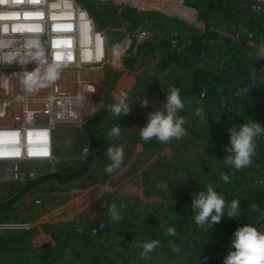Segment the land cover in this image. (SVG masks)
<instances>
[{
  "label": "crops",
  "instance_id": "0c3cea01",
  "mask_svg": "<svg viewBox=\"0 0 264 264\" xmlns=\"http://www.w3.org/2000/svg\"><path fill=\"white\" fill-rule=\"evenodd\" d=\"M149 1L157 6L156 9L164 10L163 5L158 2L159 0ZM248 1L250 0H192L193 4L188 5L186 0H180L193 10V19L200 22V26L197 24L199 29L193 20L184 22L186 30L195 41L199 40V36L203 38L204 44L199 47V55L195 57L176 53L171 44V31L176 27L175 22L180 24V21L159 10L151 13L160 14L158 20H153L152 15H148L145 22L141 23V27L150 30L153 37L141 45L139 51L142 46L151 41L155 42L158 47L154 50L153 58L149 62H144L142 57L137 54L133 69L128 66L126 58L124 62L127 72L119 73L120 77L117 80L109 81L111 87L106 82L105 93L109 96H115L116 91L119 93L131 92L134 88H138L139 91H135L129 97V102L133 104L131 111L126 116L121 114L113 117L110 122L104 123L103 120L98 119L109 112V108L104 109L103 107L90 117L88 123L94 121L91 127L96 121L99 123L97 129L88 130L90 149L94 148L95 162L85 177L68 182L67 185L64 181L56 180L42 182L41 179L47 175H68L78 168L65 170L61 168L60 171L53 172L49 162L22 164L25 170H31L40 177L36 181L38 182L37 186H33L36 182L30 184L27 194L36 188H42L46 201L59 200V196L75 192L81 194V197L75 200L74 205L69 200L62 203L59 221L55 225H66L71 232L87 235L91 243L80 246L87 255L84 264H148L152 260H163L174 264H222L224 257L228 254V252H223L225 249L223 243H210L203 236H195L189 241L190 233L181 239L169 241V237L173 235H170L167 229L173 227L171 225L174 224L175 219H182L187 216V213L189 214L192 210V195L201 189L206 190L209 184L224 197L226 204L236 199L239 200L241 206L244 201L256 195L264 196V186L256 182L257 178L264 174V140L260 138L262 135L254 141V155L247 167L236 169L224 160V157L228 155L224 148L229 144V128L252 120L264 127V111L258 114L255 110L249 109L251 97H248L249 99L242 104L233 96L232 92L235 90L233 85L236 80L239 79L238 82H241L242 78H247L252 81L254 78L256 79L255 70L264 72V58L255 57L260 47L264 45V16H254L251 8H247ZM172 2L174 6L172 12L177 16H182L179 11H176L179 0H172ZM100 4H110L116 8L112 3ZM237 23H242L244 28L253 35L254 40L256 39L255 44L239 47L234 43L233 27ZM141 53L144 54V51ZM176 57L182 63L173 60ZM148 67L152 70H145ZM136 68L141 71L132 74ZM110 72L117 73L107 69L106 81ZM198 72L212 76L214 83L219 85L217 101L203 99L208 89L206 86L202 87V94L198 99L197 93L194 91ZM256 80L264 82V76L261 80ZM123 84L126 85L121 87ZM227 85L232 87L229 90L230 93H225ZM167 86L180 90L185 106L179 115L183 116L185 120L183 127L186 129V133L181 138H173L167 143H162L155 138L144 141L140 137L139 130L147 124L148 113L162 109L165 95L168 92ZM144 99L148 102L147 107L141 105ZM108 103L105 102L106 105ZM223 103H226V107H223ZM197 108L202 109L203 117L195 115ZM109 117L107 116V119ZM64 126L72 125L64 124L59 127ZM120 126L119 136L109 135L113 127ZM82 129L85 130V128ZM55 136L56 132L54 141ZM108 147H121L124 151L121 168L111 174L105 171L106 166L110 163L106 154ZM155 152H161L160 157L149 160ZM164 156L167 158L162 159ZM231 170L236 171L234 176L230 175ZM222 175H228L229 181H223ZM95 179H99V182H95ZM86 182H88L87 185ZM14 185L18 184H3L0 185V189ZM74 185L78 188L87 186L88 189L83 192L63 191L64 187L73 188ZM19 190L12 195L14 200L23 195L21 193L15 196ZM112 196L130 200L132 205H136L135 210H124L126 218L122 223L131 225L132 218L138 216L132 229L124 231L116 226L113 220H110L109 208ZM181 199H185L187 205L180 204ZM105 202L110 206L107 207ZM16 204L21 208L17 212L20 220L34 217L38 212V209L35 212L32 206H22L20 202ZM152 206H156L162 211L167 209L169 212L168 207H174L176 210V214L168 218L171 224L166 227L165 235H163V240L165 238L168 241V248L175 249L173 253L159 244L151 253L146 256L141 255L142 244L155 240V237L152 238V236L153 234L157 236V231L160 229L159 227L155 232L144 233L145 230L141 228L148 215L153 220L156 217L158 220L160 219L159 213L155 212ZM27 208L29 209L26 210ZM99 208L100 210L106 209V214L103 215L106 220L103 221L107 223L108 227L101 233V236L94 238L90 235V229L97 225L99 218L95 221H93L95 216H92L88 221L85 218L88 212L95 211L94 213L98 214L100 211L97 209ZM24 210H26L25 215L20 216L19 213ZM194 217L195 214L190 216L191 219ZM258 219H264V208L256 215L251 216L254 227H256ZM221 221L224 223L222 219ZM79 227L83 228L82 232ZM174 228L176 232L179 231L178 228ZM258 228L264 230V220ZM35 231L36 229L32 232ZM125 243L130 244V250L123 247ZM58 248L57 245L54 246V249Z\"/></svg>",
  "mask_w": 264,
  "mask_h": 264
},
{
  "label": "built area",
  "instance_id": "2783aa9c",
  "mask_svg": "<svg viewBox=\"0 0 264 264\" xmlns=\"http://www.w3.org/2000/svg\"><path fill=\"white\" fill-rule=\"evenodd\" d=\"M95 1L116 6L117 25L101 27L80 0H0V185L18 184L20 190L15 196L23 193L19 198L20 204L32 206L35 212L38 209L34 217L19 222L0 221L1 234L32 232L59 221L61 199L46 201L42 188L27 194L30 184L40 177L35 172L26 171L22 164L49 162L52 171L56 172L61 160L55 154L56 130L64 124L82 129L90 117L105 105L107 69L126 73L124 61L129 53L136 57L141 45L153 37L150 30L141 27V23L137 24L132 17H126V13L136 10L140 20L144 14L162 11L140 4L138 0ZM250 1L253 3V15L264 16V0ZM169 3L165 10L173 13L172 0ZM176 11L182 16L167 14L181 22L171 31V44L178 54L196 53L193 37L184 22L193 20L198 29L200 22L193 19V10L180 0ZM233 28L232 38L237 46L256 43L242 23L235 24ZM122 34L123 38L117 40ZM50 62L63 65L59 78L45 87L27 91L22 69L31 71L37 64ZM146 69L152 70L150 67ZM140 71L136 68L132 74ZM256 86L254 78L251 84L241 85L234 97L243 101ZM260 138L264 140V135ZM86 152H90V147ZM235 173V170L230 171L231 176ZM256 182L264 186V174ZM105 204L109 206L107 202ZM26 210L21 211L20 216H24ZM244 212L239 208L236 218L223 217L222 220L233 223L241 219ZM263 220L256 221L257 228ZM107 227V223L101 221L90 229V235L97 238ZM79 230L82 232L83 228L79 227ZM123 247L131 249L129 243ZM148 264L174 263L152 260Z\"/></svg>",
  "mask_w": 264,
  "mask_h": 264
},
{
  "label": "trees",
  "instance_id": "16d2710c",
  "mask_svg": "<svg viewBox=\"0 0 264 264\" xmlns=\"http://www.w3.org/2000/svg\"><path fill=\"white\" fill-rule=\"evenodd\" d=\"M104 5V4H103ZM89 11V9H88ZM90 12V11H89ZM91 13V12H90ZM92 14V13H91ZM93 15V14H92ZM148 15H152L153 20H158L159 15L147 13L142 17L141 21L138 20L136 16V12L134 10L129 11L126 13V17H132V19L137 23H143L147 19ZM165 19V18H162ZM208 19V18H207ZM206 19V20H207ZM175 25L177 23L175 22ZM198 36V35H196ZM194 40V50H196V53H189V51L185 54L190 57H195L199 55V47L203 45V38L199 36V40ZM158 46L155 42H149L142 46V48L138 49V54L142 57V60L144 62H149L153 58L154 50ZM141 51H144V54L141 53ZM180 57V56H179ZM173 60L177 61L178 63H182L181 60H178L177 57ZM131 61V60H130ZM135 59H132L130 62V65H134ZM251 71V70H250ZM110 77L111 79L117 80L120 77L119 73L110 72L107 77ZM236 80V83L233 85V88L235 90H232L233 94L235 95L237 89L241 85H249L251 84V80L247 78H242L241 82H238ZM206 86L207 92L205 98H203L205 101L212 100L217 101L218 99V89L219 85H216L214 83L213 77L204 73V72H198L196 75V82L194 84V91L197 93L198 99L201 97L200 94H202V87ZM232 88V87H231ZM230 85H227V90L225 93H230ZM233 95V96H234ZM248 97H251V103L249 104V109L255 110L258 114L263 113L264 111V82L257 81V86L251 91ZM239 102L244 104L249 98ZM89 121V120H88ZM84 125L83 128L92 129L91 125L94 122L93 120L91 122ZM91 127V128H90ZM93 136V134H91ZM92 145V142H91ZM92 148V147H91ZM93 150L90 149V154L87 156L85 162L75 171L71 172L68 175H62V174H50L44 177L42 182L49 181V180H56V181H64L67 185L68 182L75 181L78 179H82L87 175L89 172L91 166L95 162V155L93 154ZM39 180V181H41ZM40 183V182H39ZM38 182L34 183L33 186H37ZM64 189H68L67 187H64ZM111 205L115 204L117 208L119 209L121 219L117 222L114 221L115 225L121 228L124 231H128L134 227V222L138 220V216L133 217L132 221L133 223L131 225L122 223L124 219L126 218L124 214V210H135L136 208L131 204L132 202L127 199H120L117 196H112L110 198ZM185 199H181L179 202L180 204H186ZM9 206L13 204V201L6 202ZM4 203L0 204L3 205ZM187 205V204H186ZM256 205V209L254 210L251 206ZM154 211L159 213L160 219L154 218L152 219L151 216H147L145 218V221L143 225L141 226L142 229H144V233H151L155 232L159 227V231H157V236L153 234L152 238L159 241V244L166 247L167 251H171L172 253L174 250L168 248V241L164 238L163 235H165V229L167 226H170V218L172 215L176 214V210L174 207H168L169 212L167 209L165 210H159L156 206H152ZM240 209H244L245 212L241 219H238L234 221L233 223H227V222H219L218 224H215L212 228L211 225H205L203 228L198 226L195 223L194 219H191L190 216L192 214H195L192 212V210L187 213V216H185L182 219H175L174 224L171 225L173 227H176L179 229L178 232L174 236L169 237L170 240H178L183 238V236H186V234L190 233V239L195 236H203L206 241H209L210 243H223L225 246V249L223 252H229L230 250V243L232 239L233 232L243 225H252L251 222V216H254L257 214V212H260L264 208V196L259 194L255 197H252L246 201L243 202V205L239 207ZM163 212V213H161ZM171 214V215H170ZM109 218L111 219L110 213ZM122 223V224H121ZM191 228V229H189ZM211 228V229H210ZM185 233V235H183ZM91 241L88 239L86 234H77L75 232H71L66 225H46L44 228L36 229L35 232H8V233H0V264H84L85 257L87 256L85 254V250L81 248L80 246L83 245H89ZM57 245L59 248L54 249V246ZM70 250V254L67 252V250ZM220 250V249H218ZM69 254L70 257H67L66 255Z\"/></svg>",
  "mask_w": 264,
  "mask_h": 264
},
{
  "label": "clouds",
  "instance_id": "9594fccd",
  "mask_svg": "<svg viewBox=\"0 0 264 264\" xmlns=\"http://www.w3.org/2000/svg\"><path fill=\"white\" fill-rule=\"evenodd\" d=\"M38 56L39 53L36 58ZM255 57L264 58V45L260 47ZM33 61L35 62V59ZM62 67L61 63L50 62L47 65L37 64L31 71L26 68L22 69V80L26 90L31 92L35 88L52 84L59 78ZM132 104L129 102L128 94L120 92L114 97V102L110 103L108 108L116 116L121 114L126 116L131 111ZM141 105L147 107V100L144 99ZM184 106L180 90L176 87L168 88L162 109L148 113L147 124L139 130L140 137L144 141L155 138L162 143H167L173 138L179 139L184 136L186 133V129L183 127L185 120L183 116L179 115ZM195 115L203 117L202 109L197 108ZM120 132L121 126L113 127L109 135L117 137ZM228 134L229 144L224 148V151L228 153L224 157L225 162L236 169L247 167L254 155V141L258 136L264 135V127L252 120L238 126L234 125L228 129ZM106 154L110 163L106 166L105 171L111 174L121 168L124 151L121 147H108ZM221 179L225 182L229 181L228 175H222ZM239 207L240 202L236 199L226 204L224 197L215 191L211 184L206 187V190L194 193L191 199L195 223L201 228L205 225H211L212 228L223 217L236 218ZM251 207L255 210L257 206L252 205ZM109 213L113 221L118 222L121 219L119 209L115 204L110 206ZM167 232L173 236L176 234L174 227H169ZM158 245L159 241L157 240L144 242L141 255L146 256ZM230 249L222 264H264V232L252 225L238 227L232 234ZM173 250L175 251V249Z\"/></svg>",
  "mask_w": 264,
  "mask_h": 264
},
{
  "label": "rangeland",
  "instance_id": "374dc122",
  "mask_svg": "<svg viewBox=\"0 0 264 264\" xmlns=\"http://www.w3.org/2000/svg\"><path fill=\"white\" fill-rule=\"evenodd\" d=\"M82 1L87 9H89V11L93 14V16L95 17L97 23L101 26V27H108L110 25H117L119 22V18L116 16L115 14V7L111 6L110 4H100L99 2L95 1V0H80ZM140 3H144L146 4L145 6H149V7H154L156 8V5H152L150 3L149 0H139ZM158 2H160L163 5L164 10H162L165 14H173L171 12H169L168 7L170 6L169 0H164L161 1L159 0ZM186 3L188 5H192V0H186ZM114 7V8H111ZM145 15V14H144ZM143 15V17H144ZM160 15V14H159ZM137 16V14H136ZM123 38V34L120 35V37L117 40H121ZM129 57H127V64L128 66L133 69V66L130 65V62L132 61V59H136L135 57H132V52L129 53ZM131 60V61H130ZM109 74V73H108ZM112 79L108 76L107 77V83H109V81H111ZM111 83H109V87ZM108 85V84H107ZM126 84H123L121 87H123ZM138 88H134L131 92H126L128 94V96L130 97L135 91H137ZM139 91V90H138ZM119 92L116 91L115 96L118 95ZM112 95H107L106 94V103H108V105L110 103L114 102V97ZM133 98V97H131ZM108 105H104V109H106L108 107ZM108 109V108H107ZM110 112V113H109ZM109 112L105 113L104 115H102V117H100V119L98 120H103L104 123H108L110 122L113 117H115L116 115H114L110 110ZM111 114V115H110ZM107 116H110L107 119ZM99 121H96L93 126L92 129H97V125H98ZM104 127V126H103ZM105 129V128H103ZM90 147V140H89V131L88 129H80L79 127H72V126H64V127H59V129L56 131V136H55V149H56V154L57 157L60 158V162L57 165V170L56 171H60L61 168L63 170L65 169H75V168H79L84 162V158L86 157L87 153L86 149H88ZM161 152H155L153 153L152 156H150L149 160H155L158 157H160ZM167 158L166 156H164L162 159ZM161 159V160H162ZM159 160V161H161ZM158 161V162H159ZM167 160L161 161V162H166ZM157 162V163H158ZM27 171V170H26ZM28 172H31L28 171ZM93 182V181H90ZM95 182H99V179H95ZM88 184V182H86V185ZM75 186V185H74ZM20 188L18 185H14V186H6L3 187L2 189H0V204L4 203L3 205H0V221L1 222H19L20 219L18 218L17 212L18 210H20V205H17L16 203L19 202V199H13L12 195L18 191ZM88 187L84 186V187H73V188H68V189H64L63 191H74L77 190L79 192H83V191H87ZM205 189H201L200 191H203ZM81 194L80 193H74V194H68L66 196H61V202H60V206L62 205L63 202H67V200H69L71 202L72 205L75 204V200L80 198ZM92 200V199H91ZM13 201V204H11L10 206L6 203V202H10ZM111 205V204H110ZM109 205V206H110ZM108 206V207H109ZM136 208V205H133ZM99 210L100 212L98 214L93 212H88L87 216H86V220L88 221L92 216H95L94 220L95 221L97 218H99L97 220V222H101L103 220H106L103 218V215L106 214V209L103 210ZM84 233V232H83ZM70 250L68 249L67 252L70 254L69 252ZM69 254H67V257H70Z\"/></svg>",
  "mask_w": 264,
  "mask_h": 264
},
{
  "label": "water",
  "instance_id": "95a60500",
  "mask_svg": "<svg viewBox=\"0 0 264 264\" xmlns=\"http://www.w3.org/2000/svg\"><path fill=\"white\" fill-rule=\"evenodd\" d=\"M253 3L251 1L247 2V8L250 9L252 7ZM254 76L256 77V79L261 80L264 76V72L261 71H254Z\"/></svg>",
  "mask_w": 264,
  "mask_h": 264
},
{
  "label": "bare ground",
  "instance_id": "6f19581e",
  "mask_svg": "<svg viewBox=\"0 0 264 264\" xmlns=\"http://www.w3.org/2000/svg\"><path fill=\"white\" fill-rule=\"evenodd\" d=\"M137 1V0H136ZM153 9H156V8H153Z\"/></svg>",
  "mask_w": 264,
  "mask_h": 264
}]
</instances>
